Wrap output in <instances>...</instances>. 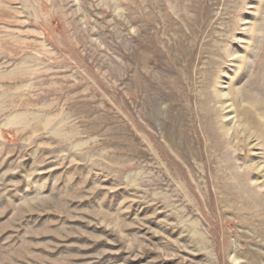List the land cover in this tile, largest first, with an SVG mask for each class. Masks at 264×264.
<instances>
[{
    "label": "rangeland",
    "instance_id": "rangeland-1",
    "mask_svg": "<svg viewBox=\"0 0 264 264\" xmlns=\"http://www.w3.org/2000/svg\"><path fill=\"white\" fill-rule=\"evenodd\" d=\"M0 264H264V0H0Z\"/></svg>",
    "mask_w": 264,
    "mask_h": 264
}]
</instances>
